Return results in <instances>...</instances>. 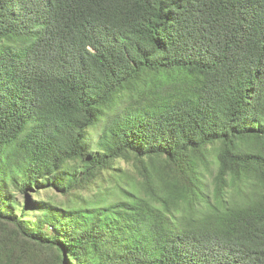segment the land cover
Listing matches in <instances>:
<instances>
[{
	"label": "trees",
	"instance_id": "obj_1",
	"mask_svg": "<svg viewBox=\"0 0 264 264\" xmlns=\"http://www.w3.org/2000/svg\"><path fill=\"white\" fill-rule=\"evenodd\" d=\"M0 264H264V0H0Z\"/></svg>",
	"mask_w": 264,
	"mask_h": 264
},
{
	"label": "rangeland",
	"instance_id": "obj_2",
	"mask_svg": "<svg viewBox=\"0 0 264 264\" xmlns=\"http://www.w3.org/2000/svg\"><path fill=\"white\" fill-rule=\"evenodd\" d=\"M121 166H123V167L125 168V167H127V164H126V163H122ZM94 192H95V190H94ZM51 195H52V196H55V197H56V201H58V202H59V201H64L63 198H61V197H59V196H57V195H53V193H52ZM42 197H43V198H46V197H47V194H43Z\"/></svg>",
	"mask_w": 264,
	"mask_h": 264
}]
</instances>
